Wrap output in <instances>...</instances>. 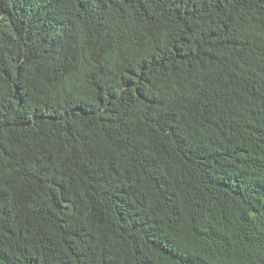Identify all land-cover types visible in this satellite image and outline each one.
<instances>
[{"label": "trees", "instance_id": "16d2710c", "mask_svg": "<svg viewBox=\"0 0 264 264\" xmlns=\"http://www.w3.org/2000/svg\"><path fill=\"white\" fill-rule=\"evenodd\" d=\"M0 264H264V0H0Z\"/></svg>", "mask_w": 264, "mask_h": 264}]
</instances>
